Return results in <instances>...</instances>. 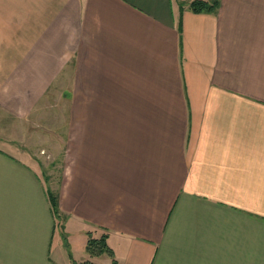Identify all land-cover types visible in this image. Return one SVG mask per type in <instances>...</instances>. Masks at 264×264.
Wrapping results in <instances>:
<instances>
[{"label":"crops","instance_id":"crops-1","mask_svg":"<svg viewBox=\"0 0 264 264\" xmlns=\"http://www.w3.org/2000/svg\"><path fill=\"white\" fill-rule=\"evenodd\" d=\"M189 1L0 0V264H264V0Z\"/></svg>","mask_w":264,"mask_h":264},{"label":"trees","instance_id":"trees-1","mask_svg":"<svg viewBox=\"0 0 264 264\" xmlns=\"http://www.w3.org/2000/svg\"><path fill=\"white\" fill-rule=\"evenodd\" d=\"M219 0H190L188 2V8L196 13L199 12H216L217 8L219 7ZM183 10V4L180 2V11ZM49 201L51 205V209L56 217H60L59 210H58V201L57 196L49 192ZM87 251L90 254H99L102 252H107L109 254L112 253L111 249L106 243V235L102 234L99 238H92L89 235V238L86 243ZM72 264H95L94 262L90 260L82 261V262H76L73 261ZM114 264V261L111 263Z\"/></svg>","mask_w":264,"mask_h":264},{"label":"rangeland","instance_id":"rangeland-1","mask_svg":"<svg viewBox=\"0 0 264 264\" xmlns=\"http://www.w3.org/2000/svg\"><path fill=\"white\" fill-rule=\"evenodd\" d=\"M183 2H186V0H182ZM82 112L83 110H80V113H81V116H82ZM69 115H70V109H60L59 108V123L61 122V120H65L67 119V117L69 118ZM68 120V119H67ZM8 123L7 120H1V124H0V131L3 133V132H6V124ZM61 129V128H60ZM66 165V164H65ZM67 174L69 173V176H70V171H68V169L66 170ZM70 181V179H68ZM58 219V217H57ZM58 225H56V228H55V234H54V238L58 237L61 233V231L63 230V226H62V223L59 219V221L57 220L56 222ZM80 223L78 221H71L69 226H68V231H75V234L72 235V238H74L75 240V246L74 247H81L80 245V239H81V231L80 230ZM89 235L92 237V238H99L100 236L96 233V231H91V233L89 232ZM89 238V236H88ZM71 248V245L69 244V250H72L70 249ZM86 251H87V248L85 247ZM88 252V251H87ZM89 253V252H88Z\"/></svg>","mask_w":264,"mask_h":264}]
</instances>
